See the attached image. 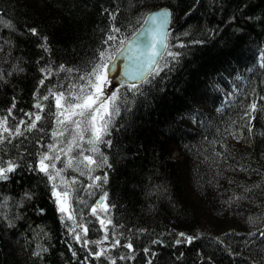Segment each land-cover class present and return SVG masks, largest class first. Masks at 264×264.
<instances>
[{
  "label": "trees",
  "instance_id": "16d2710c",
  "mask_svg": "<svg viewBox=\"0 0 264 264\" xmlns=\"http://www.w3.org/2000/svg\"><path fill=\"white\" fill-rule=\"evenodd\" d=\"M161 6L172 16L159 70L139 91L116 87L110 146L92 153L83 141L111 167L78 155L68 170L74 220L87 227L78 241L39 171L56 96L72 102L80 77ZM0 47V161L18 165L0 179V264H264V0H0ZM99 196L111 223L98 256Z\"/></svg>",
  "mask_w": 264,
  "mask_h": 264
},
{
  "label": "snow or ice",
  "instance_id": "6c2138e0",
  "mask_svg": "<svg viewBox=\"0 0 264 264\" xmlns=\"http://www.w3.org/2000/svg\"><path fill=\"white\" fill-rule=\"evenodd\" d=\"M170 15V12L163 11L160 13H155L151 15V20L153 24L157 25V28L154 29V39L152 44L149 45L150 48H152L151 56L148 57L147 61L144 62L143 65L137 66V71L140 72L141 78H143V68H151L153 65L156 64L155 57L160 56L161 53L155 49V45L157 43L161 44V47L166 48V44L163 41H160L156 37L159 36V29L163 28L164 25L168 23V17ZM113 19H115V16H113ZM147 23V21H145ZM116 32H119L120 29H114ZM30 32L35 35L37 33V29L33 28L30 29ZM114 37L109 35L107 37V40H113ZM46 40V38H45ZM165 40H166V34H165ZM107 43V41H105ZM41 47H46L45 45H41ZM2 47H0V51H2ZM104 52H100L99 56H104ZM167 55L172 56L173 59L176 58L178 54H173L171 52H168ZM108 59H114V57H108ZM63 70V68L61 69ZM159 69H154L155 71H158ZM43 71V69H42ZM68 72H71L72 69H67ZM78 71V70H77ZM108 65L106 61H101L98 63H95L91 66L90 70L88 71L86 76H81V80H87V84L81 86L80 94H71L73 97V101L69 102L67 107H65L64 104L61 103L62 100H65L64 93H60L56 96V106L63 109V111L60 112V116L64 117V119L59 120L58 122L60 124H72L74 125L76 129V136L73 138L72 143L68 145L67 151L70 153L72 151L73 145L76 147H81L80 144L77 143V139L80 141L84 140V134L85 132H88L90 134L89 139L87 140V143L89 145H92L90 151L92 153H99L100 150L95 145L98 143H104L106 146L111 145L110 139H104L107 135H109V126L113 123V117L116 115H119L120 107L117 104V101L120 99L116 92H112L109 95H105V85L109 83L108 80ZM124 76L126 79H133L135 80L137 77L133 73H129L128 71H125ZM0 79H2V76H0ZM43 83V81H41ZM131 89L134 91H139L137 84L133 83L129 85ZM102 97H104L102 99ZM45 100L48 99L47 96L44 97ZM15 107V105H13ZM36 107H40L39 104L36 105ZM251 108L253 110L256 109V105H251ZM75 118V119H74ZM40 117L37 116L36 120H39ZM7 125V118H4L2 121H0V128L3 129L4 132H8L9 128ZM31 127L35 128L36 125L33 123L31 124ZM62 135L63 133H59ZM51 147V146H50ZM101 160L100 164H97V161L91 156H84L83 161H87V165H93L96 164L97 167L106 165L107 167H111L110 164L107 162V157H104L101 153ZM59 159V157H56ZM49 157L47 155L43 156L39 161V171L45 173L48 175V179L50 181H54L56 179V176H59V171H57L56 176L49 174V165L45 163ZM81 161V163H83ZM3 162L0 161V179L7 180L8 174L12 173L16 170L18 167L17 164H15L12 161L7 162V166H2ZM72 166V159L68 160V167ZM54 167V165H52ZM96 179H101L100 177H96ZM106 180V177H105ZM64 181L62 180V183ZM56 186L53 185V196H55L56 200L55 202L59 205V212L61 213H67L68 208L66 207V199L69 196L68 191H64L61 193L60 191L55 190ZM250 191V189H249ZM30 198V197H29ZM239 199V198H238ZM3 205H0L2 207ZM96 209H93V212H95ZM2 215V214H0ZM63 218V217H62ZM68 219H73V217L69 214ZM101 224H104V221H100ZM108 223H111L109 220ZM9 226L11 225V222H9ZM72 231H75V229H72ZM84 232L87 233V228H84ZM264 235V233H261ZM181 237H186L185 242L191 244L193 240L195 239L192 236H186L185 233H179ZM76 240H80L81 237L77 235L75 237ZM105 239H108L107 236H105ZM99 243V242H95ZM177 244L181 243L180 240L176 241ZM116 244H119V241H116L113 247H115ZM129 248L132 247L131 244L128 245ZM37 255L39 253H36ZM96 255H103V251L96 253ZM123 259V257H121ZM113 264H115V261H113Z\"/></svg>",
  "mask_w": 264,
  "mask_h": 264
},
{
  "label": "rangeland",
  "instance_id": "374dc122",
  "mask_svg": "<svg viewBox=\"0 0 264 264\" xmlns=\"http://www.w3.org/2000/svg\"><path fill=\"white\" fill-rule=\"evenodd\" d=\"M108 63V62H107ZM109 83L105 85V95H109L112 92L115 91L118 84L112 79L111 76H108ZM235 92H232L228 95L229 98H231L234 95ZM59 95V94H58ZM227 97V98H228ZM104 97H102L103 99ZM62 104L67 107L68 101L62 100ZM56 104V101H55ZM57 107V106H56ZM63 111V109L57 107L58 112V118H57V129L52 135L48 149L42 154V157L47 155L49 159L45 161L46 164L49 165V173L53 176H56L57 171H59V176H56V179L53 181L54 185L56 186L55 190L60 191L63 193L64 191L69 192V196L66 199V207L68 208L67 213H62L64 216L68 217L70 214L73 219L71 221L74 224V228L77 231V235L80 236V233L82 232L84 235L86 234L84 232V228H87L86 225H83L81 223H76V220H74V212H73V206H72V193H71V180H69L68 170L71 169V171H74L77 169V166H75L77 163L74 162V159L80 155L81 159H83L84 156H89V153L87 149L84 147V140L80 141L77 139V143L81 145V147H76L73 145L72 151L69 153L67 151L68 145L72 143L73 138L76 136V129L74 125L72 124H60L58 121L64 119V117L60 116V112ZM75 119V118H74ZM59 133H63L60 135ZM90 134L88 132H85L84 139H89ZM51 146V147H50ZM41 157V158H42ZM56 157H59L57 159ZM72 159V166L68 167V160ZM87 162V161H86ZM54 165V167H52ZM62 180L64 181L62 183ZM55 197V196H54ZM56 200V198H55ZM57 204V203H56ZM57 207L59 209V205L57 204ZM96 209L94 212L97 215V218L99 221L103 220L104 224H102V235L98 237L97 239H94L97 243L98 251H105L107 248V245L104 244L105 240V226L109 221L108 217V207L107 204L103 201L102 203L94 202L91 205V210ZM212 218H204L202 220L203 224H205L204 227L206 228H214V224L209 222V220ZM78 228V229H77ZM90 237L86 236V239L88 240Z\"/></svg>",
  "mask_w": 264,
  "mask_h": 264
},
{
  "label": "water",
  "instance_id": "95a60500",
  "mask_svg": "<svg viewBox=\"0 0 264 264\" xmlns=\"http://www.w3.org/2000/svg\"><path fill=\"white\" fill-rule=\"evenodd\" d=\"M163 11L170 12L168 17V23L159 29V36L156 37L160 41H163L166 44L168 42V32L171 28V16L172 12L170 7L161 6L150 10L143 22L136 29V31L130 35L124 43L116 50L113 57L107 63L108 65V76H111L112 79L119 85L122 83H137L146 78L156 67L161 56L165 52L166 48L161 47L160 43L155 45V49L161 53L160 56L155 57L156 64L151 68H143V78L140 76V72L137 71L138 65H143L147 61L148 57L151 56L152 48L149 47L152 44L154 39V29L157 28L156 24H153L151 20V15L155 13H160ZM147 21V23L145 22ZM166 34V40H165ZM125 71L133 73L136 75V79H126L124 76ZM105 200L104 196H99L97 198V203H102Z\"/></svg>",
  "mask_w": 264,
  "mask_h": 264
}]
</instances>
